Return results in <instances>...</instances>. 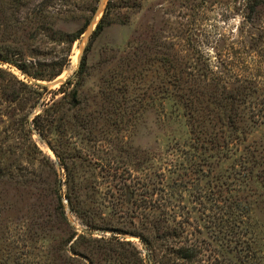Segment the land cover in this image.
<instances>
[{
	"label": "rangeland",
	"instance_id": "374dc122",
	"mask_svg": "<svg viewBox=\"0 0 264 264\" xmlns=\"http://www.w3.org/2000/svg\"><path fill=\"white\" fill-rule=\"evenodd\" d=\"M56 3L65 4L67 17L62 19L80 17L83 2L56 0ZM106 3L108 0L99 2L97 14L72 47L67 67L54 80L37 81L26 77L17 66L0 61L1 68L20 80L47 87L40 101L45 103L34 110L29 106L25 111L29 121L41 113L47 103L62 100L63 94L57 91L78 71ZM247 3V0H147L129 23L111 26L94 43L75 117L65 115L68 104L62 105L64 134L83 163V168L75 171L84 176V185L90 186L97 180L99 187L95 191L87 188L83 192L88 203L92 202L105 213V224L111 222L114 226L141 232L146 221L142 205L148 195L143 185L149 181V192L153 199H158L154 206L162 204L170 208L173 224L182 225L186 231L184 237L205 247V264H264V185L237 175L240 168L234 166L241 165L239 154L238 159L234 156L228 161L205 158V153L197 149L192 139L180 101L156 99L159 94L156 85L160 84L163 72L153 61L149 63V59L157 51H165L162 48L165 44H172L175 63L182 64L186 71L189 79L186 86L191 94L203 89L204 82L201 83L200 78L209 64V69L222 70L229 78L252 72L264 80V7L259 8L260 14H254L253 19L245 20L248 19ZM82 24L76 20L74 25L59 23L57 27L75 32ZM251 43L255 50L250 53L244 46ZM38 47L42 59L49 62L64 59L65 47L50 42L49 38H43ZM37 51L38 48L33 49V53ZM180 69L179 66L177 70L171 69L172 75H177ZM115 84L116 88L123 84L129 86L131 100L128 104L116 107L106 100ZM68 100L66 98L65 103ZM2 109L11 112L6 105ZM8 114L0 117V140L13 142L15 137L23 138L19 124L23 113ZM86 120H92L93 124L87 126L88 123H83ZM90 128L93 134L87 135ZM34 138L55 163L57 177L50 169H44L43 174L33 180L0 183V264L15 263V254L10 253L14 237L26 232L34 219L40 223L46 221L50 184L55 178H64L65 170L47 141L38 134ZM22 143L26 141L23 139ZM240 147L256 148L264 154V124L250 126L247 141ZM24 165L33 171L26 161ZM37 167L39 164L35 163L34 169L41 171ZM246 179L252 181L247 186L243 184ZM165 188L168 195L162 200L161 190ZM243 189L250 202L235 211L226 208L227 202L235 201L230 198L235 199L239 192L243 199ZM65 191L63 187L62 192ZM64 204L71 226L81 233L86 228L82 219L70 211L65 197ZM96 233V237L111 236L108 232ZM127 239L140 244L137 237Z\"/></svg>",
	"mask_w": 264,
	"mask_h": 264
},
{
	"label": "trees",
	"instance_id": "16d2710c",
	"mask_svg": "<svg viewBox=\"0 0 264 264\" xmlns=\"http://www.w3.org/2000/svg\"><path fill=\"white\" fill-rule=\"evenodd\" d=\"M100 1L79 0L83 2L81 15L72 16L75 20H69V17L62 19L63 16L67 17L65 4H58L56 0H0V61L17 66L22 74L37 81L54 80L67 67L72 47L97 14ZM146 1L108 0L102 18L90 35L78 71L57 91L63 94L62 100H52L51 105L47 103L32 121H29V114L25 115V111L29 106V109L34 110L45 103L41 104L40 101L47 92V87L39 83L24 82L0 67V117L8 116L11 112L23 113L19 123L23 138L15 137L13 142L0 140V183L16 179L33 180L43 174L44 169H50L57 177L55 163L43 152L38 140L34 138L35 134L47 141L61 168L65 170L63 179L55 178L50 184L46 221L40 223L34 219L26 232L20 230L22 232H19V236L14 237L16 240L10 252L15 254L14 264H205V247L202 248L200 243L197 245L184 237L186 231L182 225L173 224L170 208L162 204L154 206L158 199H153V194L149 192V181H145L143 185L148 195L144 197L142 205L146 221L142 224L141 232L125 226H114L111 222L105 224V213L93 206L92 202L88 203L87 195L83 192L87 188L95 191L99 187L98 182L95 180L90 186L84 185V176L75 171L83 168L81 157L76 154L75 147L72 148L73 145L67 141L63 131L65 116L62 113L75 117L74 110L79 104L80 90L87 77L89 55L94 43L111 26L129 23L131 17L142 10ZM247 1L245 10L248 19L245 20H250L254 14H260L259 8L263 9L264 0ZM73 6L77 8V5ZM76 20L83 24L75 32L57 27L59 23L74 25ZM43 38L63 45L64 59L49 62L46 58H40L41 49L38 44ZM248 38L252 40L251 36ZM244 47L250 53L255 50L252 43ZM37 48V53H33V49ZM162 48L165 51H157L149 59V63L153 61L163 72L160 84L156 85L159 92L156 99L177 98L180 101L191 127L192 139L197 144V149L200 148L205 153V158L228 161L234 156L238 159L239 154L241 165L234 166L240 168L237 175L252 178L256 184L264 185V154L256 148L240 147L247 141L250 126L264 124V80L252 72L247 76L237 74L236 77L229 78L222 70L214 72L209 69V64L202 74L203 78H200L201 83L204 82L203 89H197L195 94H191L186 86L189 79L182 64L178 65L181 69L177 75H172L171 69L177 70L178 67L172 44H165ZM217 53L221 56L219 50ZM123 85L116 88L115 84L106 96V100L115 103L116 107L128 104L129 99L131 100L129 86ZM57 92L53 91L54 95ZM25 94L28 96L25 97ZM66 98L69 100L65 103ZM63 104H68L65 113ZM4 105L11 112L3 110ZM106 113L109 115V112ZM83 123H88L87 126L93 124L92 120ZM86 134L92 135L93 128ZM50 136L55 138L51 139ZM23 139L26 143H22ZM25 161L32 166L33 171L24 165ZM35 163L39 164L37 168L41 171L34 169ZM94 179L97 178L94 176ZM250 181L246 179L243 184L247 186ZM63 187L65 192H62ZM165 191L166 188L161 190L162 200L168 195ZM245 191H241L243 199L238 195L240 192L235 199L230 198L235 201L227 202V199L226 208L237 210L248 204L250 201L248 197L245 198ZM227 192L231 193L228 189ZM64 197L70 211L79 216L86 227L81 233L71 226ZM93 203L95 205L96 202ZM101 231L111 233V236L96 237V232ZM128 236L137 237L142 249L128 240Z\"/></svg>",
	"mask_w": 264,
	"mask_h": 264
},
{
	"label": "water",
	"instance_id": "95a60500",
	"mask_svg": "<svg viewBox=\"0 0 264 264\" xmlns=\"http://www.w3.org/2000/svg\"><path fill=\"white\" fill-rule=\"evenodd\" d=\"M106 4H107V3H106ZM103 14H104V13H103ZM102 16H103V15H102ZM102 16L98 19V22H97V23H99V21H100V19L102 18ZM97 18H98V17H97ZM96 20H97V19H96ZM94 30H95V29H94ZM94 30H93V31H94Z\"/></svg>",
	"mask_w": 264,
	"mask_h": 264
}]
</instances>
